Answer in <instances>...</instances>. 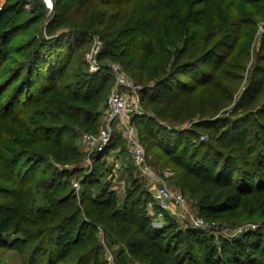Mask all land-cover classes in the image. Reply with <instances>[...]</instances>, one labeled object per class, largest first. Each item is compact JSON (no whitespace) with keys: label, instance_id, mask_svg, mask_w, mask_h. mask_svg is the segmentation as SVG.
<instances>
[{"label":"trees","instance_id":"1","mask_svg":"<svg viewBox=\"0 0 264 264\" xmlns=\"http://www.w3.org/2000/svg\"><path fill=\"white\" fill-rule=\"evenodd\" d=\"M128 1L54 0L55 15L45 28L46 34L33 35L18 50L8 39L12 31L19 30L9 28L10 12L14 8L10 3L0 6V67L4 60L9 61L10 82L16 81L23 72L25 76L0 118V230L15 224V232L22 234L21 243L29 250L35 264H42L46 252L56 253L54 260L62 259L65 264H107L98 237L99 227L120 242V249L114 252L116 264H136L135 259L140 256L151 257L150 264H183L187 258L196 264H225L214 256L213 250L204 251L196 260L187 249L189 242L199 248L197 241L205 236L203 228L187 229L186 233L176 229L167 235L170 224L163 227L154 224L147 211L146 196H152L150 189L138 183L133 165L128 167L132 185L127 188L122 202L109 186L99 185L100 195L94 197L91 184H96L100 152L93 155L95 168L89 174H83V166L53 170L52 174L62 176L79 174L83 188L79 198L75 191L60 190V181L56 184L52 181L49 187L54 191L48 197L45 211L34 212L37 217L31 216L29 211L27 182L34 172L50 164L44 156L33 152L32 146L46 143L53 150L51 156L80 163L83 156L73 137L78 130L93 129L98 124L101 112L97 105L109 81V73L90 71L83 57V49L95 33L105 42L99 60L111 57L122 61L130 59L129 64L137 60L144 63L156 53L151 37L135 34L128 28L119 30L125 17L117 6ZM42 2L30 24L43 17L47 7ZM168 23L163 22V33L172 40ZM185 42L176 51L170 67L166 65L155 72L151 80L157 83L141 91L142 106L152 108L153 114L133 117L135 124L138 120L142 123L139 139L147 154L157 156L158 169L174 171L176 186L195 199L203 216L232 225L240 222L264 225V153L258 149L264 148V103L254 112L258 97L264 92V68L260 75L257 70L252 72L249 87L229 109L240 83L236 81L237 87L222 89L224 83L217 81L218 77L222 81H233L228 70L231 64L226 62L229 53L224 56L217 50L200 53L197 41ZM15 54L20 56L19 60L12 57ZM218 57H222L220 62L213 60L205 67L208 60ZM233 67L244 69L241 63ZM140 69L139 79L149 83L145 65ZM22 92L27 100L26 108L10 112ZM195 95H201V101L194 112L188 99ZM195 113L204 119L192 123L190 128L174 130L169 126L192 121ZM3 121L17 128V138L6 141ZM199 129L207 131L208 140L197 141L189 153L187 147L195 142L193 138L199 134ZM186 142L188 144L180 149ZM109 146L112 142L106 150ZM21 171L25 172L24 177H20ZM236 174L237 180L234 179ZM86 199L90 209L83 211ZM82 213L86 215L78 224L75 236L63 241L71 232L67 226ZM263 237L261 228L233 239L221 236V248L237 253L236 264H264V252L252 256L248 249L249 245L257 248ZM6 244L0 231V246ZM172 245L175 252L170 249ZM48 264H54L53 260Z\"/></svg>","mask_w":264,"mask_h":264},{"label":"rangeland","instance_id":"2","mask_svg":"<svg viewBox=\"0 0 264 264\" xmlns=\"http://www.w3.org/2000/svg\"><path fill=\"white\" fill-rule=\"evenodd\" d=\"M3 3H10L11 7L14 8L10 12V20L12 24H9V28L19 30L15 32L11 30L12 33L9 34L8 39H10L9 44L13 45L17 50L22 48L33 35H45V28L48 25V22L50 23L54 19L55 11L45 8L43 10V17L30 24V21L37 16V13H39L40 9L38 7L39 4L43 3L42 0H0V6ZM98 7L103 9H114L111 6ZM117 7L125 17V21L122 23L119 30L122 31L123 29L126 30L128 28L132 29L135 34H144L147 37H151L156 48V53L144 63L142 60H137L134 64H129L130 59L122 61L111 57L99 60L98 55L105 47V42L100 38L97 32L92 41L84 47L83 57L88 61V69L93 72L107 71L109 73V81L107 82L102 98L97 105V109L101 112V115L98 117V124L96 127L93 129L84 128L78 130L73 137L77 147L81 151L83 162L62 161L51 156L53 150H50L46 143L32 146L31 149L33 152L44 156L50 163L49 165H44V170L40 169L37 172H34V176L27 182L29 192V211L32 212L33 215L31 216L33 217L37 215L35 214L36 212H43L48 206V197L52 195L54 191V189L49 187L52 181H54V184L60 181V190L75 191L78 198L82 195L83 188L78 179V173L65 176L52 173L53 170L55 171V168L60 170H71L76 166H83L85 168L84 175L94 171L95 166L93 155H95V151L84 143L83 136L85 134H93L97 136L103 127V118L107 111L108 98L115 89H118L114 67H119L121 72L128 75L132 80L141 83L143 87L148 85L153 86L157 83V81L155 82L151 80L152 77H154L155 72L161 70L163 66L167 65L170 67V63L173 61L177 53L176 51L187 43L185 41H197V44L199 43L198 47L200 53L207 54L210 51L216 52V50L221 52V54H223L222 56L229 53L226 62L231 64V66L228 67V70L231 73L230 76L233 81H222L219 77L217 79L218 83H224L222 89L228 86L234 88L236 86V81H239L240 83V85L238 84V87L236 86L237 90L235 92V99L229 106V109L233 108L237 98H239L249 87V79L251 78L252 72L257 70V74L260 75L262 73L261 70L264 68V0H130L126 3L119 4ZM60 12H58L57 15H59ZM164 21L169 22L168 25L172 31V40L167 39L164 36L162 27ZM96 47H98V51L95 53L94 49ZM193 48H195V46ZM109 49L116 51V48ZM12 57L18 60L20 59L18 54L13 55ZM183 59H181V61ZM221 59L222 57L208 60V64L205 67L209 66L213 60L220 62ZM238 63L243 65V70L233 67V65H237ZM142 65H145L147 79L151 80L149 83H145L139 79L141 75L140 68ZM11 69L9 61L4 60L0 67V118L3 116L2 113L4 110H6V104L9 102L16 88L25 77L23 72L16 81L10 82L11 74L9 72H11ZM200 101L201 95H195L193 98L191 97L188 99V103L190 107L193 108L194 112ZM26 102L27 100H25L24 93L22 92L18 99L13 103L10 112L23 111L26 108ZM263 103L264 92L259 95L254 112L257 111L259 106L263 105ZM142 110L145 114H153L152 108L147 107L145 104H143ZM193 115L192 121L189 120L182 124H171L172 126H169L174 130H182L190 128L192 123L204 119L199 113ZM219 115H221V113ZM2 123L6 141H8V139L9 141H12L14 138L18 137L19 132L17 128L9 125L6 121H3ZM136 127L139 136L142 132V123L140 120L137 121ZM113 128L112 146H109L110 148L104 150L103 153H99L101 158L99 160L98 169L97 171L95 170L97 179L96 184H91L92 194L94 197H98L101 191L99 185L109 186L110 189L115 192L119 202H122L127 188L132 185L129 180L128 167L131 165L134 166L135 161L131 156V153L127 150V140L119 130V125L114 124ZM198 133L199 134L193 138L195 142L187 147L189 153L194 149L197 141L208 140V134L205 129H199ZM185 144L187 145L188 142L180 146V149L184 147ZM141 145L143 146L142 143ZM261 147L258 149L262 150V153H264V148ZM156 157L157 156L153 153H148V164L156 170L169 187H173L183 193L184 203L182 205L172 204V211H166L158 206L152 196H146L148 201L147 211L152 216L154 224L158 227L170 224L171 227L167 228L166 231V234L168 235L176 229L186 233L187 229L197 228L198 226L192 224V219H202L205 222L206 227H201L204 229L205 236H202V238L197 241L200 244L199 248H196L191 242L186 246L187 249L192 251L194 259H199L204 251L213 250L214 256L219 257L225 264H236L234 260L235 256H238L237 253L232 250L229 252L222 250L220 237L223 236L227 239L236 238L226 236V231L232 232L231 230L249 222H237L238 224L234 223V225H232L228 221L206 218L203 216L198 209L195 199L191 198L188 193H184L178 186H176L177 183L173 178L175 177L174 171L172 169H158ZM253 157L256 159V152L253 154ZM134 169L135 178L138 179V183L146 190L151 189V184L140 174L138 167L134 166ZM24 173V171H21L20 177H24ZM237 177L238 175L236 174L234 179L237 180ZM82 207L83 211L90 207L87 199L82 204ZM85 215V213L80 214L71 226H67V230H71V232L63 238V241L72 239L75 236L77 226ZM14 226L15 224H11L10 226L3 228V230H0L7 241L6 245L0 246V264H35V260H31V253L28 249L24 248L25 246L21 243L22 234L15 232ZM211 227L217 229L222 227L228 228L217 231ZM210 236L213 237V239H210ZM117 241L116 237L110 233L105 234L106 245L113 252L120 249V242ZM173 241L175 240L173 239ZM170 249L175 252L173 245ZM248 249L252 256L263 253L264 237L261 239L260 245L257 248L249 245ZM55 258L56 253L52 255L50 252H46L42 256V264H48V261L50 260H53L54 264H65V261H62V259L56 261L54 260ZM150 259L151 257L140 256L135 259V263L150 264ZM187 262H190L189 264H196L192 259L188 261V258L183 264H186ZM250 264H253V262H250Z\"/></svg>","mask_w":264,"mask_h":264},{"label":"built area","instance_id":"3","mask_svg":"<svg viewBox=\"0 0 264 264\" xmlns=\"http://www.w3.org/2000/svg\"><path fill=\"white\" fill-rule=\"evenodd\" d=\"M46 7L53 9L54 0H43ZM98 47L94 49L96 53ZM118 89H115L108 98V107L106 114L103 118V127L99 131L98 135L85 134L83 136L84 143L89 146L93 151L102 152L107 149V146L113 140V126L119 125V130L123 133L127 140V150L131 153L135 161V165L139 169V172L144 176L151 184V195L157 202L159 207L166 211H172V204H183V193L173 187H169L163 179L159 176L155 169L148 164L147 152L144 146L141 145L138 136V130L133 120L135 115L144 114L142 110V97L141 91L143 86L140 83L132 80L128 75L121 72L119 67H114ZM170 171V170H169ZM168 171V172H169ZM174 213V212H173ZM176 213V212H175ZM192 224L198 227H206L205 222L202 219H192ZM214 230H225L224 228H213ZM264 233V225L259 223H246L241 225L232 232L226 231L228 237H238L245 232L255 231L260 229ZM99 239L101 244L105 248V258L107 264H116L115 254L105 242L104 230L99 227Z\"/></svg>","mask_w":264,"mask_h":264}]
</instances>
